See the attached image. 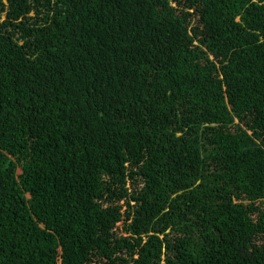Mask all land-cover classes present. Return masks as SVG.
Listing matches in <instances>:
<instances>
[{
    "label": "trees",
    "instance_id": "16d2710c",
    "mask_svg": "<svg viewBox=\"0 0 264 264\" xmlns=\"http://www.w3.org/2000/svg\"><path fill=\"white\" fill-rule=\"evenodd\" d=\"M0 15V264H264V0Z\"/></svg>",
    "mask_w": 264,
    "mask_h": 264
},
{
    "label": "clouds",
    "instance_id": "9594fccd",
    "mask_svg": "<svg viewBox=\"0 0 264 264\" xmlns=\"http://www.w3.org/2000/svg\"><path fill=\"white\" fill-rule=\"evenodd\" d=\"M0 18H2L1 15H0Z\"/></svg>",
    "mask_w": 264,
    "mask_h": 264
},
{
    "label": "rangeland",
    "instance_id": "374dc122",
    "mask_svg": "<svg viewBox=\"0 0 264 264\" xmlns=\"http://www.w3.org/2000/svg\"><path fill=\"white\" fill-rule=\"evenodd\" d=\"M1 17H2V15H1Z\"/></svg>",
    "mask_w": 264,
    "mask_h": 264
}]
</instances>
